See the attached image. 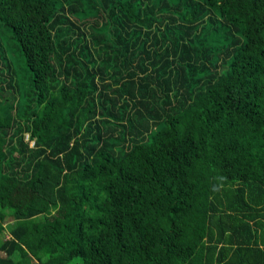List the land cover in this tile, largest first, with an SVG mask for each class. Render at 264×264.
I'll list each match as a JSON object with an SVG mask.
<instances>
[{"label": "trees", "instance_id": "obj_1", "mask_svg": "<svg viewBox=\"0 0 264 264\" xmlns=\"http://www.w3.org/2000/svg\"><path fill=\"white\" fill-rule=\"evenodd\" d=\"M0 264H264V0H0Z\"/></svg>", "mask_w": 264, "mask_h": 264}, {"label": "rangeland", "instance_id": "obj_2", "mask_svg": "<svg viewBox=\"0 0 264 264\" xmlns=\"http://www.w3.org/2000/svg\"><path fill=\"white\" fill-rule=\"evenodd\" d=\"M12 222L14 223V221H12ZM11 229H12V228H11ZM11 229H10V230H11ZM7 235H8V237H9V234H7Z\"/></svg>", "mask_w": 264, "mask_h": 264}]
</instances>
